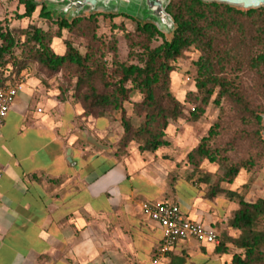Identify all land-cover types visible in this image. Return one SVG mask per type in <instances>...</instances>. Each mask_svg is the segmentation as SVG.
Returning <instances> with one entry per match:
<instances>
[{
  "label": "crops",
  "instance_id": "1",
  "mask_svg": "<svg viewBox=\"0 0 264 264\" xmlns=\"http://www.w3.org/2000/svg\"><path fill=\"white\" fill-rule=\"evenodd\" d=\"M57 94L26 80L0 124V264H170L181 254L182 264L201 254L218 262L216 245L192 240L154 262L161 228L141 203L174 202L184 217L217 230L212 202L137 188L141 173L156 182L154 159L131 151L116 158L117 117H83Z\"/></svg>",
  "mask_w": 264,
  "mask_h": 264
},
{
  "label": "trees",
  "instance_id": "2",
  "mask_svg": "<svg viewBox=\"0 0 264 264\" xmlns=\"http://www.w3.org/2000/svg\"><path fill=\"white\" fill-rule=\"evenodd\" d=\"M21 3L24 12L18 18H30L38 6L40 16L53 17L44 0H21ZM165 12L172 21L169 37L154 22H142L130 17L135 20L134 32L138 37L132 42L138 48L134 52L138 63L114 60L110 67L97 58L100 40L94 35V27L89 30L91 39L83 54L70 43L65 44L63 54H57L50 48L49 37L41 29L30 31L0 25V70L10 69L8 74L0 76V86L16 83L21 70L31 64H36L48 76L61 74L68 81L73 78L71 96L79 103L83 117L114 118L115 113L120 112L122 133L113 153L116 158L125 156L127 146L133 141L138 143L139 153L154 152L167 145L165 130L183 113L182 104L169 87L172 63L193 48L199 53L195 62L196 93L189 96L197 97L200 106L196 111L193 109L191 120H197L203 111L202 106L217 90L213 102L218 105L223 99L243 115L255 120L258 139L264 144L260 134L263 130L264 103L251 105L234 75L245 61H250V66L264 72V6L244 9L201 0H168ZM95 15L97 13L94 12L72 17L55 16V23L58 31L72 30L85 17L94 24ZM104 15L115 16L110 13ZM155 38L161 41L153 45ZM16 47L21 48L18 57L14 54ZM228 68L231 72L225 75ZM260 82L259 86L264 88V80L260 79ZM132 91L141 95V99L132 104V113L141 118L136 125L126 117L123 107ZM57 98L65 100L63 90H59ZM216 126L214 124L209 129L208 137ZM208 137H203L186 155L193 171L199 169L204 159L212 160ZM253 164L252 159L238 161L227 167L218 181L231 183L241 169L249 170ZM204 180L207 181V178ZM218 181L211 189L210 197L222 190ZM236 196L237 207L227 225L240 233L231 236L226 232H217L218 244L214 251L225 253L227 245H231L238 251L232 253L230 264H264V197L247 200ZM183 261L178 258L170 264H182Z\"/></svg>",
  "mask_w": 264,
  "mask_h": 264
},
{
  "label": "rangeland",
  "instance_id": "3",
  "mask_svg": "<svg viewBox=\"0 0 264 264\" xmlns=\"http://www.w3.org/2000/svg\"><path fill=\"white\" fill-rule=\"evenodd\" d=\"M44 1L47 10L53 14L52 18L40 16V6L35 9L30 18H18L24 12L21 0H0V25L9 28H27L30 31L34 28L41 29L48 35L49 46L57 54L64 53L66 43H70L79 53L83 54L86 51L87 44L90 43L89 30L94 27V35L100 40V47L97 50L98 59L104 60L108 67L112 65L114 60L138 63L134 56V52L138 51V48L132 45V42L138 39L134 32L135 20L142 22L149 20L141 18L142 12L139 8H136L139 0L124 1L121 6L125 9H115L110 12L85 11L81 15L97 13L94 17V24L85 17L74 29H62L61 31H58L55 23V16L60 17V13L57 11L58 5L53 3L52 0ZM109 13L115 16L104 15ZM126 15L129 17H126ZM66 16L72 17L70 14H66L64 17ZM161 30L169 37L168 30L162 28ZM22 39L23 37H21ZM160 41V38H155L152 44L156 45ZM14 54L17 57L20 56L21 48L16 47ZM198 56L199 53L190 48L184 53L183 57L172 63L173 71L169 75V87L174 97L182 104L183 113L180 118L170 122L167 126L164 136L167 145L155 150L156 154L152 157L149 154L154 152L139 153L138 143L133 141L127 146L126 155L128 151H131L133 154L147 155L155 161L148 168L151 171H156V182H153L152 185L147 184L150 179L145 178L141 173V179H133V183L137 188L148 194H153L161 188H170L182 200L188 199L196 192L206 201L212 202V207L217 215L216 217H218L216 231L237 236L240 233L239 230L233 228L221 229V224H225V222L228 224V221L232 218V212L237 207L236 194L247 200L264 197V144L258 139V126L255 120L243 115L235 106L223 99L220 100L218 105L213 102L217 90H215L209 102L202 106L203 111L197 120H191L193 109L196 111L198 105L200 106L197 97L189 96L190 93H196L195 62ZM250 65V61H245L244 65L234 75L237 76L244 95L254 106L264 103V88L259 86L261 84L260 79L264 80V72H260ZM9 71V68L6 71L0 70V76L8 74ZM229 72H231V69L228 68L224 73L227 75ZM19 74L18 81L21 80L23 83L28 79H34L36 84L46 88H53L57 92L63 90L65 100L71 99L79 105L71 96L75 81L73 78L68 81L61 74L48 76L36 64L24 68ZM140 99L141 95L136 91H132L129 100L123 104L126 117L134 125L138 124L141 118L132 113V104ZM115 116L119 123L120 112L115 113ZM214 124L217 126L213 128V133L208 137L209 129ZM120 136L121 134H119ZM203 137H208L207 144L211 150L212 160L204 159L199 165V169L193 171V166L187 162L186 155ZM116 148L115 143L114 151ZM247 159L254 160L251 169H241L231 183L218 181L224 175L227 167ZM107 164L104 165L107 166ZM206 178L207 181L204 180ZM217 181L222 190L216 193L214 197H210L209 193ZM262 223L264 225V221ZM237 251L233 246L227 245L225 253L221 254L213 251V254H211V257H214V254H220L218 262L210 258L209 260L201 254L189 258L185 264H230L232 253ZM180 258L186 260L188 255L181 254Z\"/></svg>",
  "mask_w": 264,
  "mask_h": 264
},
{
  "label": "built area",
  "instance_id": "4",
  "mask_svg": "<svg viewBox=\"0 0 264 264\" xmlns=\"http://www.w3.org/2000/svg\"><path fill=\"white\" fill-rule=\"evenodd\" d=\"M22 87L21 80L14 84L0 86V124ZM141 212L161 228V239L154 262L171 252L181 241L192 240L200 244H218V233L214 228L184 217L179 206L174 202L167 200L143 202Z\"/></svg>",
  "mask_w": 264,
  "mask_h": 264
},
{
  "label": "water",
  "instance_id": "5",
  "mask_svg": "<svg viewBox=\"0 0 264 264\" xmlns=\"http://www.w3.org/2000/svg\"><path fill=\"white\" fill-rule=\"evenodd\" d=\"M126 0H52L58 5L57 11L60 17L66 14L79 16L83 12L104 11L110 12L115 9H125L122 3ZM204 2L224 3L230 6L249 9L264 6V0H201ZM168 0H139L136 8L142 12L141 18L149 19L163 29L169 30L172 27V21L165 12V6ZM263 130L261 132L264 138V115H262ZM69 150L67 153L69 154Z\"/></svg>",
  "mask_w": 264,
  "mask_h": 264
}]
</instances>
